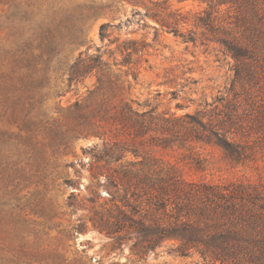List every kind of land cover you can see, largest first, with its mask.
<instances>
[{
  "label": "rangeland",
  "instance_id": "1",
  "mask_svg": "<svg viewBox=\"0 0 264 264\" xmlns=\"http://www.w3.org/2000/svg\"><path fill=\"white\" fill-rule=\"evenodd\" d=\"M206 8L0 0V264H222L174 239L144 240L137 227L94 224L128 212L123 204L142 210L138 181L264 185V52L236 60L233 10L207 8L210 25ZM78 59L99 62L103 83L95 70L72 78ZM217 135L243 158L226 156ZM145 216L153 230L161 211Z\"/></svg>",
  "mask_w": 264,
  "mask_h": 264
},
{
  "label": "trees",
  "instance_id": "2",
  "mask_svg": "<svg viewBox=\"0 0 264 264\" xmlns=\"http://www.w3.org/2000/svg\"><path fill=\"white\" fill-rule=\"evenodd\" d=\"M201 1L207 4L208 9L215 8L218 14L222 6H225L228 12L233 10L236 24L243 30L240 36L235 37L239 40L238 43L233 41V47L230 48L236 60L256 59L257 56L263 55L264 0ZM207 8L203 10L205 17L202 18L211 25L213 19L210 18L211 13ZM108 26L107 22L100 25L99 34L102 38L107 35ZM129 48L123 45L122 51ZM94 61H98V57H95ZM122 61L126 62V60ZM79 64L83 66L82 70L78 69ZM72 69V78L95 70L97 82L103 83L104 74L99 62L84 65L83 61L78 59ZM124 109L128 113L133 112L126 104ZM134 114L138 115L137 112ZM224 118L229 122L228 116ZM223 123H226L224 119ZM260 123L264 126L263 121ZM224 132L226 133L227 130ZM217 137L218 145L226 156L236 161L243 158L245 152L239 143L222 135ZM121 155V152L110 154L111 157L118 158ZM165 183V186L163 184L158 186L153 181L147 183L144 188L145 184L142 181L136 182L134 188H141L146 198L139 202L143 205L140 208L142 210H135L137 207L131 204H123L130 207L128 212L122 210L117 216L97 218L94 221L95 227L107 234L137 227L138 233L144 240L174 239L179 243L178 248L181 251L195 250L204 259L209 257L222 264H264L263 184L252 182L223 186L206 183L186 184L179 179H174L171 184ZM167 187L172 192L171 195L166 194ZM143 210L146 213L141 219L136 220L132 216L134 211L142 213ZM158 211H161V216L152 220L155 227L150 230L145 224L147 219L145 214H154ZM163 216L166 222L161 220L160 217Z\"/></svg>",
  "mask_w": 264,
  "mask_h": 264
}]
</instances>
